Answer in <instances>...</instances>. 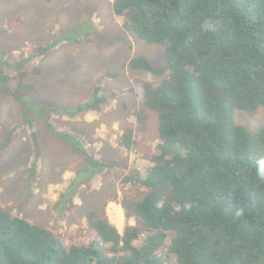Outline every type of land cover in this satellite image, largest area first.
Segmentation results:
<instances>
[{
  "label": "trees",
  "instance_id": "1",
  "mask_svg": "<svg viewBox=\"0 0 264 264\" xmlns=\"http://www.w3.org/2000/svg\"><path fill=\"white\" fill-rule=\"evenodd\" d=\"M112 10L137 39L165 49L162 67L144 55L129 60L134 70L165 75L140 88L158 115L154 164L123 177V197H114L122 233L90 212L87 238L65 244L0 210V264H264V182L255 177L264 127L250 133L232 121L233 109L264 107V0H114ZM206 19L214 33L201 31ZM46 49L16 64L0 57V86L22 108L34 91L24 80L28 63ZM100 90L64 115L105 104ZM46 108L36 114L54 128L45 114L63 113ZM133 143L128 133L124 145Z\"/></svg>",
  "mask_w": 264,
  "mask_h": 264
},
{
  "label": "rangeland",
  "instance_id": "2",
  "mask_svg": "<svg viewBox=\"0 0 264 264\" xmlns=\"http://www.w3.org/2000/svg\"><path fill=\"white\" fill-rule=\"evenodd\" d=\"M113 2L0 0V57L16 64L47 48L28 63L24 80L34 91L25 93L24 108L0 86V210L53 231L65 244L87 238L90 212L104 213L122 233L123 177L152 167L159 142L158 115L140 88L165 75L134 70L129 60L144 55L162 67L165 49L130 33ZM95 87L105 104L65 116L75 115ZM42 104L63 113L45 114L54 128L36 114ZM232 121L256 133L264 107L233 109Z\"/></svg>",
  "mask_w": 264,
  "mask_h": 264
},
{
  "label": "clouds",
  "instance_id": "3",
  "mask_svg": "<svg viewBox=\"0 0 264 264\" xmlns=\"http://www.w3.org/2000/svg\"><path fill=\"white\" fill-rule=\"evenodd\" d=\"M201 31L203 33H214L216 31V23L211 19H206L200 25ZM255 177L258 182H264V156L259 157L255 161ZM162 206V205H158ZM185 208H191V204L186 203ZM239 213H237L238 215Z\"/></svg>",
  "mask_w": 264,
  "mask_h": 264
}]
</instances>
